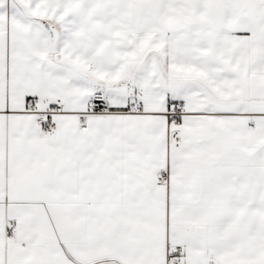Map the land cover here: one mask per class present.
I'll use <instances>...</instances> for the list:
<instances>
[{"label":"snow or ice","instance_id":"obj_1","mask_svg":"<svg viewBox=\"0 0 264 264\" xmlns=\"http://www.w3.org/2000/svg\"><path fill=\"white\" fill-rule=\"evenodd\" d=\"M0 264H264V0H0Z\"/></svg>","mask_w":264,"mask_h":264}]
</instances>
